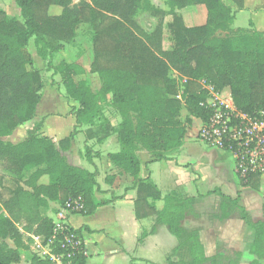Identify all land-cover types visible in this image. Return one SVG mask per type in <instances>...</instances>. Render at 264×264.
Returning a JSON list of instances; mask_svg holds the SVG:
<instances>
[{
  "label": "trees",
  "instance_id": "1",
  "mask_svg": "<svg viewBox=\"0 0 264 264\" xmlns=\"http://www.w3.org/2000/svg\"><path fill=\"white\" fill-rule=\"evenodd\" d=\"M15 1L23 23L8 18L0 8V169L14 176L9 180L7 200L0 203V264L20 263V249L28 250L23 233L40 237L45 243L51 239L54 220L44 210L52 203L64 207L69 199H87L99 185L95 171L70 165L64 155L75 133L56 144L42 136V125H37L27 131L22 142L2 140L32 121L41 102L43 80L39 72L30 69L29 41L34 39L37 55L53 65L54 57L83 25L93 31L91 74L98 76L100 88L92 89L83 78L85 69L77 62L61 60L53 67L63 76L67 97L78 104L73 112L77 125L96 128L101 132L99 141L116 136L120 150L110 158L121 174L137 181V219L156 217V226L168 228L178 241L174 252L181 258L179 264H241L240 253L205 257L199 230L186 223L190 217H199L196 199L178 193L168 195L161 211L149 203V199H160L161 194L151 184L137 180V153L146 150L155 160H163L182 145L190 125V119L182 117L183 104L190 116L207 123L212 112L200 80L219 91L229 88L239 112L254 115L263 111L264 33L232 29L235 14L223 0H165L168 11L155 9L149 0H81L77 4L73 0ZM231 2L240 10L245 7L244 0ZM53 7L60 8L61 13L51 15ZM189 7L203 8L206 21L187 26L182 11ZM142 9L150 10L158 19L150 34L133 21ZM172 70L187 79L184 103L176 99L178 85L170 78ZM109 108L119 117L116 126L106 117ZM46 178L48 183L43 182ZM261 178L254 176L242 183L258 189ZM236 213L254 232L248 244L253 256L250 264H263L264 219L255 222L240 207L238 198L221 196L216 218L225 221ZM75 232L83 241L82 230ZM7 240L16 248H10ZM85 251L82 246L72 263L86 264ZM53 252L55 256L63 253L59 247ZM33 261L50 264L37 257Z\"/></svg>",
  "mask_w": 264,
  "mask_h": 264
},
{
  "label": "crops",
  "instance_id": "2",
  "mask_svg": "<svg viewBox=\"0 0 264 264\" xmlns=\"http://www.w3.org/2000/svg\"><path fill=\"white\" fill-rule=\"evenodd\" d=\"M258 2L257 8L253 11L247 0H244L245 7L238 14L258 13V16L262 17L260 22L251 19V23L255 31L264 33V0ZM226 5L236 12L234 3ZM183 17L187 26L197 25H188V19L184 14ZM204 18L201 24L206 21L207 15ZM177 75L181 77L178 73ZM93 76L99 81L96 74ZM200 84L207 91L205 87L207 82L200 80ZM181 94L183 96V93ZM176 99L184 103L180 93ZM73 103L75 104L74 101ZM114 114L117 115L115 112ZM181 114L183 118L190 119L182 145L169 151L163 160H155L148 151L140 150L137 153L140 160L137 180L151 184L160 192V199H149V203L155 205L158 211L164 208V198L175 193L197 200L196 212L199 217H190L186 223L189 227L199 230L206 258L218 254L224 257L235 256L240 253L241 264H250L253 256L248 252V244L253 237V230L241 219L239 213L225 221H220L216 216L219 214L221 196H226L238 198L240 207L244 208L255 222L263 221L264 185H260L258 189L245 187L236 173L233 154L210 146L199 138L198 129L204 122L190 116L184 104ZM71 117L68 116L66 120L72 126H76V120ZM25 125L19 126L13 132L10 137L13 139L10 140L12 143L22 142L26 138L27 132H19ZM51 131L43 129L40 134L57 144L72 133L54 132L53 129ZM92 138L95 142L91 139L87 141L85 132H78L74 135L70 147L64 152L70 165L98 174V187L85 199L87 212L69 216L72 228L81 229L83 232L86 264H179L181 258L174 252L178 241L168 228L156 226V217L144 219L136 217L137 181L121 174L110 158L120 150L116 136L110 135L103 141H99L98 135ZM85 154L87 158L84 157ZM48 181V178L43 180L44 183ZM54 208L63 209L60 204L52 203L44 213L56 221L58 214L53 213ZM88 209L91 211L88 212ZM145 233L147 235L144 237Z\"/></svg>",
  "mask_w": 264,
  "mask_h": 264
},
{
  "label": "rangeland",
  "instance_id": "3",
  "mask_svg": "<svg viewBox=\"0 0 264 264\" xmlns=\"http://www.w3.org/2000/svg\"><path fill=\"white\" fill-rule=\"evenodd\" d=\"M80 1L81 0H73L75 4H77ZM149 1L152 4V6L157 10H161V11L168 10L165 0H149ZM223 2L225 4H233L231 0H223ZM247 2L253 11L255 8H257L259 4L258 0H247ZM0 8L7 14L8 18L17 19L21 23L24 22L20 9L17 6L15 0H0ZM51 10H52L51 15H58L61 13V9L58 7H53ZM235 10H236V12H234L235 21L232 24V29L234 30L248 29L253 31L254 25L251 23V19H255L256 21L260 22V19L262 18L258 16V13H253V12L251 14L246 12L244 13L242 12L238 14V12L241 10L238 9L237 6ZM182 13L188 19L187 21L188 25L201 24L202 18L203 20H205L204 17H206L205 11L202 10V8L200 7H189L183 10ZM133 21L146 34L152 33L156 28V26L158 25V19L152 15V12L150 10L148 11L144 9H142V11H140L139 13L136 14L135 17H133ZM164 48H168V45L164 44ZM28 50L33 60V64L32 66H30V69L40 73L41 78L43 80L42 81L43 88L41 91V102L37 107L35 118L32 121L25 123L26 125L22 129H19V132H27L35 128L37 125H42V130L48 129L51 131V129H53L54 132L57 131L72 132L71 134L74 133L77 134L78 132H85V139L87 141H89V139L94 141L92 137L94 135L101 134V132H96L97 131L96 128H90L88 126L80 127L78 125L72 126L66 120L68 116H72L71 118L75 119V117H73V112L74 109L78 108V105H76L77 103L74 104L73 101L67 97L63 76L57 71H55L53 67L54 64H57L61 60H66L67 62H77L85 69L86 73L83 78L86 79L91 84L94 90L98 89L99 81L96 77L93 76V74H91V65L94 59L92 28L89 25H83L79 29H77L73 39L69 43H67L65 49L54 57L52 61L53 65H49L50 63L48 61H43L37 55L34 39L29 41ZM170 78L176 81L178 85V91L180 93V97L183 98L181 93H183L184 95L186 81H184L181 77L179 78L177 73H175V71L173 70L170 72ZM205 87L207 89L206 99L208 102H210V104L212 105L215 104L216 108H221L222 104L227 103V99L231 95V91L229 88L219 91L213 85H210L208 83L205 84ZM234 108L236 111H238L235 104H234ZM249 116L250 119H252L254 122H264V110L258 111L254 115H249ZM106 117L110 120L111 124H115V126L119 123L118 116L114 114L111 108L106 110ZM195 121L196 120H193V122ZM195 128L198 129V126L195 125ZM201 128L202 127L198 129V132H200ZM10 137L11 136L2 138V140L5 142H11L10 140L13 139H10ZM13 144H17V143H13ZM87 150L89 149L87 148ZM84 157L87 158L86 154ZM12 177L14 176L10 172L0 169V203L1 204L3 203V200H7L8 198L9 180ZM263 178L264 177L261 178V186L264 185ZM242 182L246 183V181H242ZM61 211L62 210L60 208L59 209L54 208L53 213L59 214ZM23 235H24L23 242L25 244V247L26 246L28 247V250L20 249L22 256L19 264H35V262L33 261L34 257H37L40 260L45 261L47 258L46 254H48V252L50 251L46 248L44 250H41V248L37 246L35 242L37 237L27 233H23ZM82 242L84 245V240ZM6 243L10 248L12 249L16 248L12 240H7ZM51 246L53 248L52 250H55L57 248L53 243L51 244ZM53 264H60V262L59 260H56ZM64 264H73V263L64 260Z\"/></svg>",
  "mask_w": 264,
  "mask_h": 264
},
{
  "label": "built area",
  "instance_id": "4",
  "mask_svg": "<svg viewBox=\"0 0 264 264\" xmlns=\"http://www.w3.org/2000/svg\"><path fill=\"white\" fill-rule=\"evenodd\" d=\"M232 95L221 108L207 101L212 114L199 132V138L210 146L233 154L236 173L240 180L249 182L254 176L264 177V122H254L250 116L234 108ZM86 201L82 197L69 199L54 221L53 236L47 243L37 237L36 244L41 250L48 249L46 260L53 264L59 260L72 263L75 255L82 250V239L76 234L69 222V216L83 213ZM63 253L54 255L51 244ZM86 256V251L84 254ZM49 258V259H48ZM45 260V261H46ZM53 261V262H52Z\"/></svg>",
  "mask_w": 264,
  "mask_h": 264
},
{
  "label": "flooded vegetation",
  "instance_id": "5",
  "mask_svg": "<svg viewBox=\"0 0 264 264\" xmlns=\"http://www.w3.org/2000/svg\"><path fill=\"white\" fill-rule=\"evenodd\" d=\"M228 255V254H227Z\"/></svg>",
  "mask_w": 264,
  "mask_h": 264
}]
</instances>
